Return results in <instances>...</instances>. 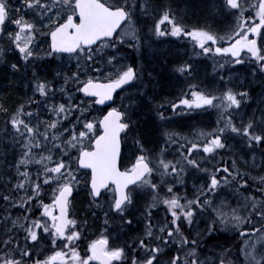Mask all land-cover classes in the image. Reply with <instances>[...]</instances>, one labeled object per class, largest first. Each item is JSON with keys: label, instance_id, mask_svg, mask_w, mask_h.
<instances>
[{"label": "snow or ice", "instance_id": "1", "mask_svg": "<svg viewBox=\"0 0 264 264\" xmlns=\"http://www.w3.org/2000/svg\"><path fill=\"white\" fill-rule=\"evenodd\" d=\"M202 11L188 24L161 0H0V62L32 86L14 107L0 102L2 135L19 149L0 191V264H264V0H204ZM221 14L234 20L227 31L212 27ZM148 34L188 37L193 54H212L220 69L247 63L261 76L256 108L247 110L251 81L234 84L231 72L218 88L189 83L169 107L215 108L216 126L176 149L179 133L165 132L163 143L151 137L140 109L153 111L151 101L159 120L168 117L139 86L143 65L124 51L139 56ZM65 60L74 68L65 70ZM104 65L114 70L89 74ZM195 70L188 61L174 67L186 77ZM98 105L107 108L100 116ZM196 172L204 179L189 192L186 177ZM81 189L103 215L83 252L88 221L73 211ZM138 218L142 230L121 240L120 230ZM117 222L114 235L109 226ZM221 229L243 238L235 251L208 246Z\"/></svg>", "mask_w": 264, "mask_h": 264}, {"label": "rangeland", "instance_id": "2", "mask_svg": "<svg viewBox=\"0 0 264 264\" xmlns=\"http://www.w3.org/2000/svg\"><path fill=\"white\" fill-rule=\"evenodd\" d=\"M161 2L170 4V6L177 11V15H183L184 16L185 23H188V24L193 23L197 17L203 16V14H204L202 11V8L204 5L203 0H185L186 4H189L190 2H192L191 3L192 4L191 5V12L194 13V15L192 13L188 12V10L186 9V7H187L186 4L184 6L182 4L181 0L180 1H178V0H161ZM233 23H234L233 19L226 17V16L221 14V15L216 16L212 20V27L218 31H227L228 28ZM10 30H12V29H10ZM142 39L145 40V45L140 49L139 56H137L138 64L143 65V67L145 69V77L143 79V82L139 83V86L141 88L149 89V91L152 92V90H157V88L160 85H162L166 82L167 77H168V70L165 66H166V64H169V67H171L173 64H171L170 61H167V62H165V61L172 56L175 57L177 53H174V52H177V50L184 51L186 56H189V58H191L192 60L194 59V57L195 58L198 57L201 60L200 62H194V61L192 62V64L194 65V67L196 69L195 72H197L200 69H203L202 68L203 65H207V54H205V55H194L193 54L190 56L189 53L193 52L192 51L193 44L191 42V39L188 37H174V36L155 37V36H151L150 34H148L147 36L142 37ZM3 44H4V42L0 41V46H3ZM7 60L8 61L12 60L13 62L16 61L17 60L16 54L15 53H9L7 56ZM148 61H150L149 67L147 66ZM64 63L66 65H69V66L70 65L72 66V64H74V62L69 63L66 60ZM174 67H175V65H174ZM226 69H227V73L225 75L228 76L229 72H231L234 84L237 81L239 83H243L245 85H248L249 82L251 81L250 87L252 86V84L257 85V86L260 84L261 76H260L259 72H257L255 74V76L253 77V75L250 74L251 69L249 68L247 63L243 66L229 64L228 66H226ZM151 71H153V72H151ZM148 72H151L153 74V78H149L147 76ZM195 72H193V73H195ZM193 73H192L191 77H186V76L179 75L178 73H176V74L174 73L173 79L172 80L169 79L170 82H172L171 84L174 87L178 86L177 87V89H178L177 92L179 91L177 94L178 96H181L183 93L188 91V88H186V87L189 83H194V82L200 83L196 78H194ZM28 85H29V83H28ZM184 85L186 87L181 88ZM28 89H29V86L25 87V89H24L25 95L30 96V94H26ZM31 90H32V88H31ZM134 91H135V89L126 90L125 95L129 94L130 92H134ZM259 93H260V91H257L254 94V99L251 100L250 104H249V105H251V108L247 109L248 111H251L252 109L256 108L257 103L259 102V95H258ZM31 95H32V91H31ZM167 101L168 100H164V102H167ZM125 102H127V100H125L124 103ZM149 104L151 105V101H149ZM96 109H97V107H96ZM174 125H175L174 123H168V126L172 127ZM3 127H4V117H3V114H0V145H2V143H3V141L1 139H3L4 141L7 140L2 135ZM211 128H213V127H211ZM157 131L158 130H155V132H157ZM232 143L234 145H236V147L239 146L241 149V144L239 143V138L232 139ZM227 153L231 155L230 152H227ZM250 155H251L250 153H247L245 155V158H248ZM260 155H261V153L258 151L257 152V162H259V156ZM256 174H258V173H253V175H256ZM191 177L194 180H192L190 178L189 186L192 189L191 191H193L194 189L192 186L195 184H199L203 181V174L202 173H196V175H195V173H194V175L192 174ZM206 219H207L206 217H203L197 221L199 228L202 229L204 227V220H206ZM117 227H118V222L110 224L109 230L112 231L113 234L115 235ZM129 231H130V229L127 228L126 232L128 233ZM122 236H123V234L120 233V237H122ZM47 249H48V247H46L45 249L42 248L43 254H47Z\"/></svg>", "mask_w": 264, "mask_h": 264}, {"label": "trees", "instance_id": "3", "mask_svg": "<svg viewBox=\"0 0 264 264\" xmlns=\"http://www.w3.org/2000/svg\"><path fill=\"white\" fill-rule=\"evenodd\" d=\"M178 1H180V0H178ZM124 51L128 54L129 61H133V58H135L134 62L135 63L137 62V60H138L137 59V54L134 51L130 52L127 48H125ZM186 61H188L189 63H192L193 61L194 62H200L201 60L198 57H196V58L194 57V59L192 60L191 58H189L187 56ZM9 62H13V61L11 60ZM217 62H218V58L214 59L212 54H207V69L209 71V73H208L209 76L207 78V88H218V87H220L221 84H222L221 76H226L225 75L227 73L226 66H228L229 64H224V68L220 69V68L216 67V63ZM219 62L222 63L223 61H219ZM0 67H1L0 68V75H1L0 76V97L2 98L4 96H6V91H7V84L5 82H3L2 79L5 78V76H7V73H9V68L6 67V65L4 63H2V62H0ZM66 67L67 68L65 70L73 69L74 68V64H72V66L71 65L70 66L66 65ZM165 67L168 70V77H167L166 81L171 84L172 82H170L169 79L172 80L174 73L176 74V72L174 71V64L171 67H169V64H166ZM113 70L114 69L112 68V66L104 65L102 67L100 73L90 72L89 74L90 75H105V74H107L109 72H112ZM9 74H10V76H8V77L11 80L15 81V85L18 84V85L25 86V87L29 86V89L26 92V94H30L31 95L32 86H31L30 82L28 81L27 77H25L21 73H13L12 72V73H9ZM30 74L31 73L29 72L28 75L30 76ZM41 75H45V73H41ZM49 78H51L50 75H49ZM28 83H29V85H28ZM1 86H3V87H1ZM9 94H10L11 100L8 99V100H4L2 102H7V103H9L8 106L14 107V105L16 103H10V102L12 100H13V102L17 101L20 98V96L17 95V96H19V98L17 99L15 97H13V95H16V94H13V92L12 93L9 92ZM188 94H189V98H190V93H188ZM252 94H253V97H254V93L253 92H252ZM178 97H180V96H177L176 98H178ZM174 99L175 98H172V100H174ZM116 100H117V103L120 102L119 97H117ZM172 100H168V101H172ZM250 101L251 100H249L247 103L250 104ZM125 103H127V102H125ZM164 104L169 106L167 102H164ZM96 110H97L99 116L102 115L103 112H104V111L99 110V109H96ZM140 110H141V114H143L145 116L147 115V113H152V112H149L146 108H141ZM164 112H165V116L166 117H168V118L169 117H176L177 119H180L181 121L187 120V119H194L195 117H197V118H202V117L203 118H207V126L206 125H198L197 127H195V128H193V129L188 131V130H182L176 125H174L172 127L168 126L167 120L166 121H161V120H159L156 117V114H155L154 115V119H155L156 124L154 125V127L157 125V126H159L161 128V130L159 131L158 129H154V127L152 128L150 125H147V126H149L151 128V130L149 129L150 136L153 137V138H159L160 143H163L164 140L166 139V137L164 135L165 132L179 133V136H174L173 137V139L176 140L178 143L177 144H172L170 146L172 149H176L178 147V145L184 144V142H185L184 141V137H192L193 133L195 131H199L201 129L207 130V129H211V127L214 128L216 126V120L218 118L217 109H215V108H204V109H194V110H189V111H183L180 107H178L175 111H173L169 107V109H166V111H164ZM200 116H202V117H200ZM200 126H202V127H200ZM155 130H158V131L155 132ZM6 141L7 140H5V142ZM9 143L10 144H8V143L7 144L12 146L11 141H9ZM12 147L15 149V151H17L19 153V149L18 148L14 147V146H12ZM221 155L224 156L226 160L231 156L227 152H222ZM196 173H200V172H196ZM196 173H195V175H196ZM202 174H203V179H204V175L205 174L204 173H202ZM190 178H191V175L186 177V184H187V189L186 190L189 191V192H191V190L189 188ZM74 197H75V199L73 201V203H74L73 211L78 216V218L84 219L86 216L82 215L80 213V211H79V199L82 198L83 201H85L87 207H89V198H88V194H87L86 189H81L79 192H75ZM5 207H6V205L4 204V201L2 199H0V212H2ZM91 209H93V212L96 213L97 218L94 221L96 223H98V227L100 229L103 226L102 225L103 224L102 223V221H103L102 212H101L100 209H94V208H91ZM11 211L13 212V215H18L19 214L17 208H13V209H11ZM153 216H157V211H155V210L153 211ZM204 217H206L207 219H210V217H208L207 214H205ZM133 225H134V223H133ZM133 225H132V227H133ZM132 227H131V230H132ZM135 227H136V224H135ZM126 229H127V227L121 229L120 233H122L124 235L126 233ZM84 230H85L84 231L85 232V239L80 245L82 252H83L84 248L86 247V242L88 240H91L92 238L95 237V236L91 237L92 234L87 232V230H88L87 226L85 227ZM20 235L22 236L23 233L21 232ZM242 239L243 238H240V236L236 235L235 232L233 230H231V229H228L227 231H225L224 229H221L220 232H218L217 234L212 236L211 240H209V242H208V246H212L213 250L218 252V251H220V249L219 248H215L216 244L223 245L225 248H227L229 245H231L232 250L235 251L238 248V246L240 245ZM29 243L32 244L34 242L30 241ZM42 247L43 248L44 247H48V248L50 247L49 244H48V241L46 239L44 241H42ZM206 254L211 255V253H206ZM40 258H42V257H40Z\"/></svg>", "mask_w": 264, "mask_h": 264}, {"label": "bare ground", "instance_id": "4", "mask_svg": "<svg viewBox=\"0 0 264 264\" xmlns=\"http://www.w3.org/2000/svg\"><path fill=\"white\" fill-rule=\"evenodd\" d=\"M181 1H182V4L185 6V4H186L185 0H181ZM191 3L192 2H190L189 4H186V6H187L186 9L190 13H192L191 12V5H192ZM192 14L194 15V13H192ZM174 53H177L176 56L170 57L165 62L170 61L171 64L176 65L180 61H186L187 57H186V54L184 51L177 50V52H174ZM136 63L138 64V60ZM149 65H150V61L147 62L148 67H149ZM202 68L203 69H200L197 72L193 73L194 78H196L200 82V83H198V82H194V83L200 85L201 87L207 88V78L209 76V74H208L209 71L205 65H203ZM151 72H153V71H151ZM9 73H12V72L9 70ZM9 73H7V76H5V78L2 79V81L7 84V91H6V96H4L2 98L0 97V102H2L4 100H8V99L11 100L9 92H11V93L13 92V94H16V95H13V97L18 99L20 96V98L15 102H13V100H12L10 103H19L20 99L25 96V90H24L25 86H21L18 84L15 85V81L11 80L8 77V76H10ZM1 87H3V86H1ZM177 87L178 86L174 87L172 84H170L166 81L164 84L160 85L157 88V90H152L153 93L151 91H149V89H145V91L149 92L156 102L163 105V108L159 109V110L166 111V109H169V106L164 104V100H172L173 97L176 98L178 96L177 94L179 92V91L177 92V90H178ZM184 87H186V86L184 85L181 88H184ZM252 90H254V91H252ZM251 91L255 94L257 91L261 92V88L257 85L252 84ZM17 95H19V96H17ZM4 103H6V105H9V103H7V102H4ZM151 105H152L151 107L154 108L153 111H151L152 113H147V115L145 116V115L141 114V110H140V115L142 117V120L145 121L146 125H150L153 128L154 125L156 124L155 119H154V115L156 114L157 109L155 108V105L152 104V102H151ZM95 115L99 116L97 110H95ZM200 117H202V116H200ZM167 123H174L179 128L189 131V130L197 127L198 125H206L207 126V118L195 117L194 119H187V120L181 121L180 119H177L176 117H169L167 119ZM147 127H148V129L151 130V128L149 126H147ZM200 127H202V126H200ZM154 129H158L159 131L161 130V128L157 125L154 127ZM1 140L3 141V143H2V145H0V175H1L0 176V191L1 190L3 191V189L5 187L4 180H5L6 176L12 174V170H11V168H9V165L14 162V155L18 154V152L15 151V149L12 146L8 145V144H10L9 140H7L6 142L3 139H1ZM244 147H245L244 145H241V149H243ZM237 149H240V147L238 146ZM8 187H10V185H8ZM79 211L82 215L86 216L84 219L88 221L87 232L92 234L91 237L96 236L97 233L99 232L98 223H96L94 221L97 218L96 213H95V215L92 214L93 209H91L90 207H87L85 201H83L82 198L79 199ZM135 224H136V227H135ZM142 228H143V221L138 218L136 221H134V225L132 227V230L130 229L131 231H129L128 233L126 232L122 237H120V239L123 240V239H126L127 236L130 234L139 233L142 230ZM45 248L46 247H44L43 249H45Z\"/></svg>", "mask_w": 264, "mask_h": 264}, {"label": "water", "instance_id": "5", "mask_svg": "<svg viewBox=\"0 0 264 264\" xmlns=\"http://www.w3.org/2000/svg\"><path fill=\"white\" fill-rule=\"evenodd\" d=\"M117 92H119V89L117 90ZM111 106V104L109 103L108 104V107ZM98 107H101V108H106L104 105H98Z\"/></svg>", "mask_w": 264, "mask_h": 264}]
</instances>
